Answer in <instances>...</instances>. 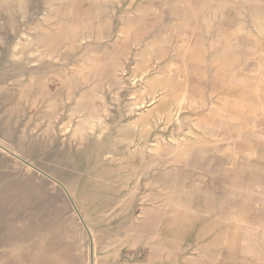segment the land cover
I'll return each instance as SVG.
<instances>
[{"label":"rangeland","instance_id":"1","mask_svg":"<svg viewBox=\"0 0 264 264\" xmlns=\"http://www.w3.org/2000/svg\"><path fill=\"white\" fill-rule=\"evenodd\" d=\"M49 1L11 0L0 10V151L13 154L0 157V198L17 186L15 155L52 184L49 194L25 191L0 205V264H95L90 221L102 219L97 231L120 239L109 231L123 223V204L137 186L136 215L157 201L179 214L219 218L240 232L259 226L264 211L247 210L260 205V195L250 194L245 171L258 149L251 148L252 137L264 146V132H251L264 127L261 58L241 50L229 56L226 47L220 55L184 56L182 39L192 35L181 32L184 8L180 20L172 19L181 41H167L165 60L145 69L152 36L140 27L129 32L125 15L148 0H122L108 9L106 0ZM71 9L83 10L85 19L69 16ZM199 11L206 22L220 15L244 27L235 8ZM234 208L235 220L228 216ZM136 250L108 264L133 256L144 264L146 256Z\"/></svg>","mask_w":264,"mask_h":264},{"label":"bare ground","instance_id":"2","mask_svg":"<svg viewBox=\"0 0 264 264\" xmlns=\"http://www.w3.org/2000/svg\"><path fill=\"white\" fill-rule=\"evenodd\" d=\"M10 1L11 0H3L2 2L0 1V10H2L3 6L5 4L9 3ZM50 1L52 2L53 0H50ZM58 1H60L62 3L72 1L77 5H80V4H78V2L79 3L81 2V0H58ZM215 1H217V0H215ZM32 2L36 3L37 0H32ZM105 2L107 3V5L105 7L108 9V7H110V5H113L114 2L121 4L122 0H106ZM182 4H183V0H148L147 4H144L143 6L135 9L132 12L126 13L125 22H126V28H128L129 32L136 31L138 29L137 27H140V29H142L143 34L152 36L149 39L148 43L146 44V48H144L145 49V52H144L145 63L147 66L145 69H148V67H150L152 64H156L157 62H159L161 60H165L166 42L171 38V22H172L173 16H176V19L180 20V18L182 16V14H181L182 13V6H183ZM68 12H70L69 16H71L73 18L85 19L86 13L83 10L71 9ZM52 14H54V11L48 10V12H46V15L49 17L52 16ZM152 16L158 17L161 19L159 25L149 22L150 21L149 19ZM109 20H110L111 24H113V20H114L113 17H110ZM141 23H143V25H144L143 28L140 26ZM156 25H157V28H154ZM166 25H168L167 28L165 27ZM121 27L122 26H120V28ZM124 33L126 34V32H124ZM178 34H179V31H178ZM134 36H136V35H134ZM115 46L113 47L114 52H113L112 56L113 55L115 56L117 53V47H115ZM142 61H143V59H142ZM136 63H137V65H139L138 62H136ZM165 64H167V63H164L161 66V68H158V70L163 69L166 66ZM240 66H242V65H240ZM202 69H203V67H202ZM204 69H203V73L205 71ZM143 76H144V74H143ZM143 76H142V79H143ZM136 78H139V77H136ZM203 78L205 79V75ZM133 82H132V84H133ZM164 91H166V90H164ZM259 92H260V89H259ZM177 96H179V95H177ZM180 98H182V95L180 96ZM162 99H163V97H162ZM162 99L160 102H162ZM186 100H187V98H186ZM227 102H229V101H227ZM180 104L182 105V102ZM178 105H179V103H178ZM191 108H193V107H191ZM179 110H180V108H179ZM157 111H159V110H157ZM177 114H178V111H177ZM141 147H143V146H141ZM133 148L134 147H132L131 149H133ZM145 149H146V147H145ZM9 155L13 156L11 151H9L7 149L0 151V157H2L3 159H6ZM15 156L18 159V162L15 161L13 163V166H14L13 168L17 171L16 173L18 174V176L15 177V178H17L15 181L17 186H15L13 188L14 194L11 193V194H8V195L0 198V205L1 206L6 205L10 202H13L14 200L19 199L21 193L23 194V192H25V191L35 192V193H38L40 195L43 192H46L49 194L48 191H52V189L50 188V186H52V184L48 181V175L41 173L36 168H34V166H30L31 164L29 165V162H27L28 164H24L21 161L22 158H20L17 155H15ZM30 177L32 179H28ZM137 185H139V184H137ZM137 187L132 191V193L129 195V197L127 199H125L126 200L125 203H124V201H123L124 204L122 203L124 205V207L126 206V211L124 212V215H123L124 216L123 217L124 218L123 223L119 226V228L110 229L111 231H109V233L119 234L120 239L117 240L113 236H111V237L104 236L97 231L96 226H97V224H99L103 221L102 219L97 220L94 223L93 221L91 222L89 220L90 218H88V220L90 221V224H91L90 226L92 227L90 230L88 229V231H89V234L91 236V242H92V246H93L92 257L94 259L95 264H108L110 262V260H117L120 257H123L124 253L129 252L128 250H132V249H137L136 251L140 252L141 256H143V257L146 256V259H147L146 263H148V264H158V263L163 264V263H168V262H172V261L180 263L181 257L185 258V256L186 257L189 256V257H193V258H199V260H201L205 264H240V263H244V262L250 263V260H253V258L258 257L260 255V252L257 249L251 248V246L248 245L247 242L242 241V236L240 235L239 231H238V233H234L235 234L234 241H229L231 238H229L226 234H224L223 231L217 232L218 227H215V223L203 225V228H201L200 234L202 237L210 239L211 236L217 232L215 234V240L216 241L214 239H210L207 243H204L202 245H197V247L194 249L192 247L193 244L184 246V245L180 244V241L174 240L175 238H177L176 236H173L170 238L164 237L163 235L166 231L165 228L168 226V223H169V221L164 218V216H163L164 214L162 213L164 208H166L164 202L161 203V202L155 201L154 204L153 203L150 205L149 204H143V205H141L142 209H141L140 214L139 215L133 214V208L132 207L134 206L135 202L131 203V201L136 200L135 195L136 194L138 195ZM56 189L57 188L55 187V190ZM261 189L264 190V186L263 187H261V186L257 187V190H261ZM67 193H68L69 197L73 200L74 193L72 192V190L71 189L67 190ZM122 204H119V206ZM260 207H261L260 205L257 206V208H260ZM119 213H121V212H112L110 215H117ZM177 215L178 214L175 213L174 211H171L168 214V216L171 217V223H169V225L178 233L177 235L179 236L180 230L182 232H184V231H186V228L184 226L185 220L183 219V217H178ZM193 219L194 218L189 217V220H193ZM74 223L76 225L80 226L78 220L74 221ZM190 225H191V221H190ZM195 226H196V224H194L191 228L194 229ZM216 228H217V230H216ZM171 238H173V239H171ZM259 238L260 237L258 235L257 236L253 235V240L256 241L258 245L260 244ZM159 240H162V242ZM165 241H170L171 242L170 246H168L167 243H165Z\"/></svg>","mask_w":264,"mask_h":264},{"label":"crops","instance_id":"3","mask_svg":"<svg viewBox=\"0 0 264 264\" xmlns=\"http://www.w3.org/2000/svg\"><path fill=\"white\" fill-rule=\"evenodd\" d=\"M197 3H200V4H197ZM182 5H183L182 10L184 8L185 9L187 8V10H186V16H183L181 18V21H182L181 25L186 26L185 28H181V32L183 31L184 33H186L185 31L188 30L192 34L191 37H188L186 33V38L182 39L185 45V48L183 49V51L186 50V53H183L184 56L204 57L205 55L209 54V53H206V50L216 51L217 52L216 55H220L219 54L220 49L222 47L223 48L226 47L227 50L230 51V53H228L229 56L237 55L236 52L240 50L244 52L251 51V53L249 54L250 56H258L261 58L262 63L264 62V0H261L260 6L256 5L255 1L253 0H217V1L215 0H183ZM222 5H225L226 8H235L236 12H238L237 14L240 15L239 17L244 21L243 22L244 27L239 28L237 25H240L241 22H238V21L236 22V19L235 18L233 19V17L232 18L231 17L221 18L220 15H217V16L214 15L211 20H208L206 22L205 16L204 15L200 16L199 10L202 9L203 14H205L206 8H213V9L218 8L219 9ZM237 9H240V10L237 11ZM242 14H243V17H242ZM172 23L173 24L171 27V38L169 39L171 40L170 42L171 45H172V42H174V44H178L179 41H181V39H178L179 38L178 37L179 36L178 27H177L178 24H176V20H173ZM201 25L203 27H201ZM258 26L259 28H257ZM254 46H255V49H254ZM234 51L236 52L234 53ZM212 54L215 55V53H212ZM195 72L190 70V74L193 76H196L197 82L199 83L198 74L196 75ZM261 72L262 73L264 72V68L261 69ZM191 82L192 80L190 79V83ZM259 87L262 91V95H263L262 99H264V84L262 87L261 86ZM261 104L264 105V100L261 101ZM263 111H264V107H263ZM262 119L264 120V112H263ZM251 132H264V127H262L260 130L255 129V131L253 129ZM251 148H258V149L254 150L256 153L255 158L249 159L250 161L248 160L246 161V170L248 169V171H245V172L250 175L249 179L252 181L251 184H253V187L250 189L252 191L250 194L260 195V199H261L260 206L261 207L249 209L247 211L248 213L249 211L250 213L254 211L257 214H260L262 211H264V190L262 189L257 190V187L264 186V155L260 154V153H264V146L262 143L258 142L257 140H255L254 137H252ZM164 204L166 208H164L162 212L164 214L163 216L165 219L169 221V223H171V217L168 216V214L174 210L172 209L168 210L166 203ZM236 211H237L236 208H234L232 214H228V216L230 218L231 217L234 218L235 220L237 218ZM194 212H195V209H194ZM177 214H178L177 215L178 217H183V219L185 220L184 226L186 228V231L182 232L180 230L179 232L180 234L178 236L177 235L178 233L168 223V226L165 228L166 231L163 236L167 238L176 236L177 238H175L174 240L180 241V244L184 246L185 245L187 246L190 244L199 245L201 240L205 241V243H207L210 239L215 240V234L218 231H223L224 234H226L229 238H231L229 241H234L235 239L234 233H238L237 227L234 229H231V227L226 228V226L224 227V223H222L221 219L219 218L206 220L199 215L193 214L189 216V214L185 212H181L180 214L179 213ZM204 216L209 217L208 214L207 215L204 214ZM189 217H192L194 219L189 220ZM261 220L262 221L259 226L250 225L251 233H246V231H241L242 232L241 233L239 231L240 235L242 236V241L247 242L248 245L251 246V248L257 249L260 252V255L258 257L253 258L255 264H264V219H261ZM190 221H191V225H190ZM211 223H215V227H218V230L216 228L217 232L214 233L210 239L202 237L200 234L201 228H203V225H208ZM194 224H196V226L194 229H192L191 227ZM253 235L255 236L258 235L260 237L259 245L257 244L256 241L253 240ZM121 258L122 257H120L119 259ZM180 261H181L180 263L172 261V262L163 263V264H205L204 262L199 260V258H193L189 256L187 257L185 256V258L181 257ZM122 264H143V263H141V258L133 256V257H124ZM144 264H148V263H146L145 261ZM240 264H250V263L244 262Z\"/></svg>","mask_w":264,"mask_h":264}]
</instances>
